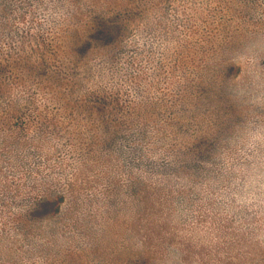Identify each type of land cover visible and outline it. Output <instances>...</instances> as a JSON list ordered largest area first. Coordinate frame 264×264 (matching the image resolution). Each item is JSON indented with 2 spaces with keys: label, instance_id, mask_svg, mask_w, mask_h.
Returning <instances> with one entry per match:
<instances>
[{
  "label": "rangeland",
  "instance_id": "1",
  "mask_svg": "<svg viewBox=\"0 0 264 264\" xmlns=\"http://www.w3.org/2000/svg\"><path fill=\"white\" fill-rule=\"evenodd\" d=\"M0 264H264V0H0Z\"/></svg>",
  "mask_w": 264,
  "mask_h": 264
},
{
  "label": "trees",
  "instance_id": "2",
  "mask_svg": "<svg viewBox=\"0 0 264 264\" xmlns=\"http://www.w3.org/2000/svg\"><path fill=\"white\" fill-rule=\"evenodd\" d=\"M61 200V199H60Z\"/></svg>",
  "mask_w": 264,
  "mask_h": 264
}]
</instances>
